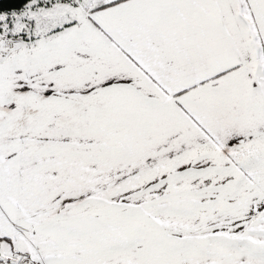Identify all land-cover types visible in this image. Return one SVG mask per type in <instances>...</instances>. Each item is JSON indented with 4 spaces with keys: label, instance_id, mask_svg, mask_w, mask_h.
I'll return each mask as SVG.
<instances>
[{
    "label": "snow or ice",
    "instance_id": "6c2138e0",
    "mask_svg": "<svg viewBox=\"0 0 264 264\" xmlns=\"http://www.w3.org/2000/svg\"><path fill=\"white\" fill-rule=\"evenodd\" d=\"M0 264H264V0H0Z\"/></svg>",
    "mask_w": 264,
    "mask_h": 264
}]
</instances>
